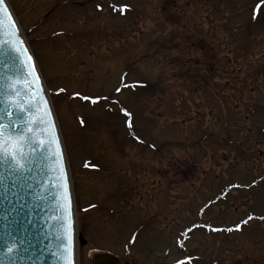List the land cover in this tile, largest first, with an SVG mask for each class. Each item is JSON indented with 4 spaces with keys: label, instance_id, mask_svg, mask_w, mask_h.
Returning <instances> with one entry per match:
<instances>
[{
    "label": "rangeland",
    "instance_id": "1",
    "mask_svg": "<svg viewBox=\"0 0 264 264\" xmlns=\"http://www.w3.org/2000/svg\"><path fill=\"white\" fill-rule=\"evenodd\" d=\"M7 1L64 145L77 264H264V0Z\"/></svg>",
    "mask_w": 264,
    "mask_h": 264
},
{
    "label": "water",
    "instance_id": "2",
    "mask_svg": "<svg viewBox=\"0 0 264 264\" xmlns=\"http://www.w3.org/2000/svg\"><path fill=\"white\" fill-rule=\"evenodd\" d=\"M4 6L7 8L5 2ZM8 12L10 14L9 10ZM0 18L4 21V27L0 30V41L5 42L0 45V116H4L5 110L10 107L5 103L6 94H10L7 87L9 77L16 78L11 67L14 49L16 46L27 49V46L12 15L11 21L2 13ZM13 22L14 29L10 27ZM19 41H23V44L18 45ZM27 55H30L28 49ZM20 59L26 61L27 56H21ZM31 64L35 67L33 60ZM35 73L38 76L36 68ZM24 78L25 71L21 70L18 90L22 103L32 99L25 93L27 85ZM28 79L35 78L29 75ZM36 87L42 90V100L35 115L43 121L39 125L37 136L45 143L42 147L38 143L33 145L36 151L29 156L23 172L13 171L9 162L0 160V264H74V220L68 172L54 117L40 78ZM46 110L48 115H45ZM22 116L23 113H17L13 109V120ZM5 121L10 123L7 117ZM53 137L55 143L49 144V139ZM57 152L59 155H56ZM53 156L55 160L52 159ZM65 183L67 200L61 199L64 194L61 185ZM69 215L72 220L70 254L63 251L62 241H67V236L61 235V224L67 225ZM13 238L23 241V245L20 253L10 259L3 255V248L5 242Z\"/></svg>",
    "mask_w": 264,
    "mask_h": 264
},
{
    "label": "snow or ice",
    "instance_id": "3",
    "mask_svg": "<svg viewBox=\"0 0 264 264\" xmlns=\"http://www.w3.org/2000/svg\"><path fill=\"white\" fill-rule=\"evenodd\" d=\"M125 9L126 6L122 7L120 11L123 12ZM0 13H2L3 16H7L8 20L11 21V15L9 14L8 9L4 6V0H0ZM3 27L4 21L0 18V30H2ZM10 27L13 29L15 28L14 22L10 24ZM10 35H15V33H10ZM4 43V41H0V45H3ZM22 44L23 41L18 42V45ZM14 51L15 55L12 58L11 67L13 72L16 74V78L14 79L13 77H9L7 87L10 90V94H6L5 96V103L10 107L5 110L4 116H0V160L9 162L13 171L23 172L27 166L29 156L34 154L36 151V147L33 145L38 143V145L42 147L45 143V141L38 139L37 136L39 125L42 124L43 121L40 117L35 115V112L38 110L39 103L42 100V90L41 88L36 87L39 77L35 73V67L31 64V55H27V49H21V47L16 46ZM25 55L27 56L26 61H21L20 57ZM5 67H8V65ZM21 70L25 71L24 79L27 85L25 93L32 97L31 100H27L23 103L20 102L19 98L21 93L18 90L20 84L19 74L21 73ZM28 70H30V72ZM29 75L35 79H28ZM116 91H120V89H117ZM83 99L95 104L102 98H90L85 96ZM44 102L46 103V101ZM13 109H15L17 113H23L22 118L13 120ZM121 111L124 112L126 116L129 115L124 109H121ZM48 114L49 113L46 110L45 115ZM5 117H7V121H10V123L5 121ZM128 127L131 129L130 122L128 123ZM48 143H55L54 137L49 139ZM58 147L59 146L57 145V148ZM56 155H59V152H57ZM52 159L55 160V156H53ZM92 167L96 166L92 165ZM62 174L63 170L61 169V175ZM61 187L64 189V194L61 199L67 200V184L65 183L61 185ZM91 207H95V205H91ZM67 219V225H64L63 223L61 224V235L67 236V241H62L63 251L70 254L72 227L71 216L69 215ZM239 227L240 226L237 225L236 230H239ZM22 245L23 241H18L14 238L6 241L3 248V255L8 256L10 259L14 258L20 253ZM178 264H185V262L178 261Z\"/></svg>",
    "mask_w": 264,
    "mask_h": 264
},
{
    "label": "bare ground",
    "instance_id": "4",
    "mask_svg": "<svg viewBox=\"0 0 264 264\" xmlns=\"http://www.w3.org/2000/svg\"><path fill=\"white\" fill-rule=\"evenodd\" d=\"M76 236H77V233H76ZM96 257V256H95Z\"/></svg>",
    "mask_w": 264,
    "mask_h": 264
}]
</instances>
